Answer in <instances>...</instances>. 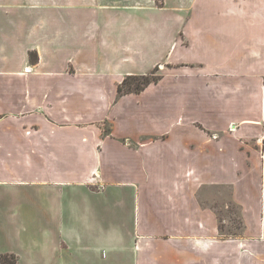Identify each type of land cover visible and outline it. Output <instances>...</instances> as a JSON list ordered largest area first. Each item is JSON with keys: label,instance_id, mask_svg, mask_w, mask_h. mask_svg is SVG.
Segmentation results:
<instances>
[{"label": "crops", "instance_id": "obj_1", "mask_svg": "<svg viewBox=\"0 0 264 264\" xmlns=\"http://www.w3.org/2000/svg\"><path fill=\"white\" fill-rule=\"evenodd\" d=\"M4 255L264 264V0H0Z\"/></svg>", "mask_w": 264, "mask_h": 264}, {"label": "rangeland", "instance_id": "obj_2", "mask_svg": "<svg viewBox=\"0 0 264 264\" xmlns=\"http://www.w3.org/2000/svg\"><path fill=\"white\" fill-rule=\"evenodd\" d=\"M157 73L155 72V74H153L151 76V78H155L157 77ZM218 211V216H219V221H220V228H221V233L223 235H234V234H238L239 233V229H240V223L239 220L237 219V215H236V208L233 207L231 204L228 205V208H220L217 210ZM224 221V222H223ZM96 223V222H95ZM94 223V224H95ZM39 227H43L45 228V225H43L42 223H38ZM75 230L77 231H82L80 229L75 228ZM24 235H27L28 233H23ZM86 236L89 237L86 233L82 232V237ZM6 261L10 262L11 258L7 257ZM1 264V263H0Z\"/></svg>", "mask_w": 264, "mask_h": 264}, {"label": "trees", "instance_id": "obj_3", "mask_svg": "<svg viewBox=\"0 0 264 264\" xmlns=\"http://www.w3.org/2000/svg\"><path fill=\"white\" fill-rule=\"evenodd\" d=\"M155 70L152 71L150 74L145 76H129L126 77L122 83L118 86V93L125 94V93H139L142 91L146 86L150 83L156 82L157 77L151 78L153 74H155ZM10 257L11 261H6V258ZM1 264H17L15 256H1L0 258Z\"/></svg>", "mask_w": 264, "mask_h": 264}]
</instances>
